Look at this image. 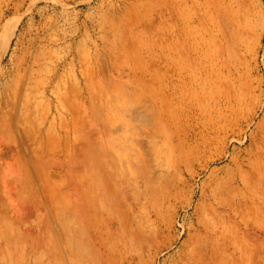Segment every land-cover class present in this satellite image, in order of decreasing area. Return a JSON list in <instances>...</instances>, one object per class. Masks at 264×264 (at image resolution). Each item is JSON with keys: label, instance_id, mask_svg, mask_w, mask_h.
Returning <instances> with one entry per match:
<instances>
[{"label": "rangeland", "instance_id": "obj_1", "mask_svg": "<svg viewBox=\"0 0 264 264\" xmlns=\"http://www.w3.org/2000/svg\"><path fill=\"white\" fill-rule=\"evenodd\" d=\"M192 1L0 0V148L35 187L11 173L10 198L37 201L27 219L1 193L0 264H264V0L223 25ZM73 93L107 157L81 226L56 218L23 131L79 138Z\"/></svg>", "mask_w": 264, "mask_h": 264}, {"label": "bare ground", "instance_id": "obj_2", "mask_svg": "<svg viewBox=\"0 0 264 264\" xmlns=\"http://www.w3.org/2000/svg\"><path fill=\"white\" fill-rule=\"evenodd\" d=\"M192 2L195 4V7L199 9L200 12H202L203 17L210 18L211 16L215 15L218 19L214 17V23L218 21L219 24L223 25L229 21H232L233 19H237L238 11L237 8L232 4L233 0L230 1L231 4L229 5L226 3V0H193ZM8 42L9 39L7 43ZM100 88L105 89V86L101 84ZM64 91L65 94L68 95L66 90ZM92 95L93 96L91 98L93 99L95 96L94 92ZM122 95L124 94L122 93ZM72 97L73 104L75 105L73 108L75 115L78 117L81 126L85 127L83 130H79V138L72 139L68 135L57 137L52 127L47 129L41 138H38L36 133V124L31 126L29 124L28 126L26 124L27 121H23V125L26 124L23 131L27 144H37L36 147L32 148L31 155H29L30 157L28 158V161L30 162V165L34 166L41 184L43 185L45 193H48V195L55 193V198H57L59 201L58 203H52L51 205L55 212L56 218L60 221L61 225L64 222L66 224L81 226L83 221L87 219L89 222L94 213H98L100 210H102L101 205L103 200L101 196L95 202L89 196V192L95 187L97 190V176H100L102 172L107 171V166L105 163L107 157L105 154V146L96 151L95 144L92 140L84 141V139H82L85 132L86 134H90L95 130L96 106H94V103L91 100V105L87 106V108H82L81 102L76 98L75 93L72 94ZM69 103H71V101H69ZM81 112H84L83 116ZM29 116L28 119H30ZM32 116L33 115H31V117ZM97 128L99 134L104 136L106 139L107 137L104 127L99 125ZM1 145L0 181L3 186L1 185L0 195L1 193L2 195L7 194L6 196L13 200V198L10 197L15 196L16 192H19L18 188L16 189V187L8 181L11 173L19 175L17 177L18 180L21 181L19 187H21L22 191L33 195L35 193V187L33 183L29 181L30 177L28 173H26L28 164L23 163L20 165V168L18 167L17 169V166H15L13 161V156L7 149L8 147H6L5 143H2ZM142 147L145 149V147H148V144L146 146L143 144ZM97 158H99V162L97 161ZM69 179H77L78 183L75 180L76 183L74 182V185H79L84 182L86 184V188L89 187L90 189L88 188V190H86L84 188L82 189L80 187H76L75 195L64 192L62 190V186L64 181ZM51 198L53 199V197ZM88 199L91 201V206ZM13 202H15L14 205L19 211L25 210V217L27 219H30L32 212L35 210L37 205V201L33 200V198L28 204L26 202L27 205H22V207L19 205V201L14 199ZM92 205H94V208H92ZM10 228L11 233H14L15 230L12 229V224H10ZM42 233L43 236L49 238L50 232L46 225L42 229ZM64 233L66 237L71 236V232L69 230L64 229ZM51 249H53V247L49 246L48 244L45 247H41L42 252L45 253L44 255L47 257ZM195 252L193 250L190 252L186 259L187 264H196L194 259L196 257Z\"/></svg>", "mask_w": 264, "mask_h": 264}]
</instances>
